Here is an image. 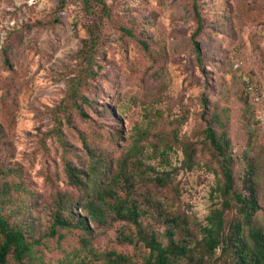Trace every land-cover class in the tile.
<instances>
[{"label": "rangeland", "instance_id": "1", "mask_svg": "<svg viewBox=\"0 0 264 264\" xmlns=\"http://www.w3.org/2000/svg\"><path fill=\"white\" fill-rule=\"evenodd\" d=\"M101 1L85 10L81 0H0V209L35 241V263L105 264L115 252L142 264L148 251L132 222L108 207L89 220L91 188L135 202L141 229L163 244L164 219L177 218L175 238L193 246L216 209L228 234L239 204L223 193L206 125L228 140L233 192L247 194L251 171V227L264 228V135L245 89L248 79L264 90V0H197L198 54L191 0ZM60 204L73 223L51 237ZM230 262L220 248L209 259Z\"/></svg>", "mask_w": 264, "mask_h": 264}, {"label": "trees", "instance_id": "2", "mask_svg": "<svg viewBox=\"0 0 264 264\" xmlns=\"http://www.w3.org/2000/svg\"><path fill=\"white\" fill-rule=\"evenodd\" d=\"M96 1L102 2L101 0ZM196 1L191 0L196 21V28L191 39L198 54L199 45L195 39L202 29V22L197 11ZM81 2L85 10L89 9L90 0H81ZM87 33L89 38L85 45L92 51L95 43L94 32L91 28H87ZM204 133L220 161L219 165L224 179L223 193L224 195L232 193V197L239 204L238 210L241 220L230 224L228 234L224 235V210L216 209L211 211L207 217V225L201 230V239L197 245L193 246L188 240L175 238V229L179 226L177 218L168 217L164 219L167 226L164 236L167 242L163 244L156 231L152 230L146 233L141 229L138 223L140 210L135 202L127 204L126 200L121 199L113 188H91L92 199L85 204L89 220L100 221L103 215L102 208L108 207L115 217L132 222L137 230V241L142 242L148 251L142 264H210L209 259L218 248H220L221 254H230V264H264V228L253 229L251 227L253 215L259 209L254 183L250 178L251 171L247 173V180L244 183L247 194L233 192V177L229 168L231 156L227 154L228 140L224 137L217 138L209 125H206ZM70 177L75 185L85 187L84 182H81L77 175L70 172ZM108 199L113 200V202L110 203ZM70 207L71 205L60 204L54 211L49 236H54L56 228H71L73 217L67 216L68 211H71ZM77 218L74 224L84 232H88V220L85 217L78 216ZM244 227H247L248 236L243 234ZM183 233L191 236L186 229ZM127 240L133 242L132 238ZM81 241L84 244V249H86L88 239L82 238ZM34 242L28 238L26 229L20 223L13 222L11 217L6 216L0 209V264H7L9 260L13 264H36V258L33 255ZM78 259L75 262L69 260L64 264H84V258L79 257ZM105 260V264L129 263L128 258L115 252L108 254Z\"/></svg>", "mask_w": 264, "mask_h": 264}, {"label": "built area", "instance_id": "3", "mask_svg": "<svg viewBox=\"0 0 264 264\" xmlns=\"http://www.w3.org/2000/svg\"><path fill=\"white\" fill-rule=\"evenodd\" d=\"M245 89L249 94L251 100L259 108L258 124L264 135V90L258 91L257 88H255V86L248 79H245Z\"/></svg>", "mask_w": 264, "mask_h": 264}]
</instances>
